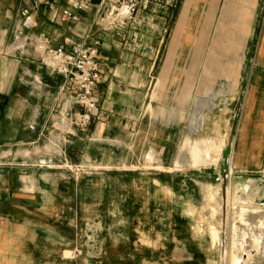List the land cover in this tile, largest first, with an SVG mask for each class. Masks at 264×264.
I'll return each mask as SVG.
<instances>
[{
    "label": "crops",
    "instance_id": "0c3cea01",
    "mask_svg": "<svg viewBox=\"0 0 264 264\" xmlns=\"http://www.w3.org/2000/svg\"><path fill=\"white\" fill-rule=\"evenodd\" d=\"M48 1L56 5V11L38 0H0V61L5 60L3 52L6 49L28 61L22 68L16 63L6 72L9 84L6 83L8 94L5 95L15 97V91L22 88L24 79L21 78L31 80L22 88L27 117L23 122L7 116L2 119L0 148L20 142L34 148L43 140L47 128L45 114L54 105L55 96L47 94L52 92L54 82L49 77L50 71L44 72L38 45L43 43L51 49L71 50L86 44L97 47L102 68L101 81L95 90L98 113L87 132L77 136L68 131L72 127L69 119L72 102L69 100L65 104L62 122L67 131L55 140L74 135L75 145H71L70 150L73 147L75 150L69 152L67 146L64 153L68 154L70 162L73 156H78L85 162L100 163L106 155L113 158L124 142L126 162L139 147L137 166L128 163L125 170L134 168V172L139 169L155 172L157 176L162 172L179 173L180 169L191 173L215 172L217 160L212 162L209 158L213 153L223 154L228 127L232 124L236 149L232 147L229 172L233 173V183L250 177L264 178V16L258 40L252 35L256 13L264 9V0H156L124 28L112 27L108 17L99 16L98 9L87 4L89 0ZM71 1L85 3L88 7L76 10ZM67 4L79 16L77 23L62 20L61 12L66 9L62 7ZM181 41L192 51L190 60H206L207 66L200 69L174 67L173 62L180 58ZM251 48L254 64L247 72L241 66ZM164 60L171 66L163 64L160 67ZM179 76L188 77L187 94L183 96L187 100L182 104L187 106L193 127L188 138L201 134L200 140H203L195 144L188 140L186 153L181 149L185 143L180 144L178 125L181 114ZM244 76L246 91L240 94ZM61 91L64 93V86ZM0 92L1 102L2 85ZM67 94L65 92L64 97ZM208 139H214L215 143ZM53 146L55 149V143L48 142L43 152L51 154ZM236 156L242 161L237 165ZM19 172L17 169L0 171V229L4 224L20 227L26 216L19 208L41 202V195H36L35 191L34 197H17L22 188H35L34 181ZM99 175L94 173L91 182H85V177L80 179L77 198L70 193L72 202L99 203V199H91L94 193L100 195ZM260 181L264 188V180ZM246 183V187L255 186L252 181ZM156 186L164 184L159 181ZM43 187L48 188L46 184ZM60 188L64 192L67 190L65 186ZM256 196L255 205H264V197Z\"/></svg>",
    "mask_w": 264,
    "mask_h": 264
},
{
    "label": "rangeland",
    "instance_id": "374dc122",
    "mask_svg": "<svg viewBox=\"0 0 264 264\" xmlns=\"http://www.w3.org/2000/svg\"><path fill=\"white\" fill-rule=\"evenodd\" d=\"M62 8H69V4ZM97 9L98 15L106 19L108 10L104 14L103 3ZM263 16L264 9L261 8L254 20L252 35L255 41L260 34ZM179 45L180 58L173 62L174 67L184 69L193 66L200 69L207 66L206 60L188 58L193 55L186 43L181 41ZM6 51L3 52L5 60L0 61V85L4 92L0 102V125L6 116L20 122L26 119L22 88L24 83H31L29 78H21L24 79L22 88L15 91V97L5 95L8 94L6 88L9 84L6 72L16 63L22 68L28 62L11 54L10 50ZM253 59L251 48L241 67L248 72L253 67ZM162 62L160 67L163 64L164 67L171 66L165 60ZM44 69V72L54 74L45 66ZM50 72L49 77L54 84L50 88L52 92L47 94L55 96V102L45 114L47 128L43 140L34 148L22 142L0 148V171L17 169L21 176H29L35 183L34 189L22 188L17 197L23 199L41 195L40 203L25 204V209L19 208L26 216L23 225L12 228L4 224L0 229V264H264V205H255V195L261 199L264 197V188L260 183V179L264 178L250 177L233 183V173L229 172L223 179L220 176L221 153H213L209 158L212 162L217 160L218 170L215 172L203 170V173H191L180 169L179 173L162 172L164 177H161L150 171L125 170L128 163L137 166L139 147L126 162L124 142L113 158L106 155L100 163L85 162L78 156H73L70 162L68 154H64L66 147L69 146V152H73L75 148L70 149L71 145H75L74 135L83 136L88 129L71 127L68 131L74 135L68 134L65 139L55 140L60 133L67 131L62 122L65 104L69 100L72 102L71 113H76L77 107L73 89H66L68 94L64 97L61 89L65 79ZM179 79L181 114L178 125L180 144L185 143L181 149L186 153L187 142L195 144L203 140H200L201 134L190 140L188 138L193 127L186 104L182 106L187 100L183 96L187 94L188 77L179 76ZM245 91L244 76L240 94ZM168 102H171L169 98ZM228 129L224 144L227 147L232 142L233 149H236L235 128L229 124ZM208 140L215 143L214 139ZM51 141L56 148L53 146L51 154H46L43 150ZM236 157L239 160L236 158L235 165L242 162L240 156ZM231 160L230 154L229 163ZM184 163H187V156ZM86 165L91 166L88 168ZM131 171L133 173L130 174ZM94 173L100 174V195L94 193L91 199H99L100 202H72L70 193L73 192L77 198L79 180L85 177V182H91ZM106 173H109L108 177L103 176ZM158 180L164 186H156ZM246 181H252L255 186L250 184L246 187ZM43 184L48 188H44ZM60 186L67 187L66 192L61 191ZM4 215L6 219L7 213Z\"/></svg>",
    "mask_w": 264,
    "mask_h": 264
},
{
    "label": "built area",
    "instance_id": "2783aa9c",
    "mask_svg": "<svg viewBox=\"0 0 264 264\" xmlns=\"http://www.w3.org/2000/svg\"><path fill=\"white\" fill-rule=\"evenodd\" d=\"M48 5L51 11H56V5L48 0H38ZM156 0H102L103 6L108 8L107 17L111 26L127 27L134 22L141 11L147 10ZM76 10H86L87 4L71 1ZM61 18L64 22L77 23L79 16L70 8L63 9ZM41 54L42 64L54 74L65 79L64 93L70 87L76 95V113L69 116L71 126L87 130L90 128L98 113V100L95 90L101 81L102 68L98 62V49L86 44L77 45L71 50L65 47L51 49L41 43L37 48ZM68 86V88H66ZM70 114V115H71Z\"/></svg>",
    "mask_w": 264,
    "mask_h": 264
},
{
    "label": "water",
    "instance_id": "95a60500",
    "mask_svg": "<svg viewBox=\"0 0 264 264\" xmlns=\"http://www.w3.org/2000/svg\"><path fill=\"white\" fill-rule=\"evenodd\" d=\"M88 5L99 8L102 5V0H89L87 2ZM108 10L107 7L104 9V13H106ZM232 150V142L229 143V145L226 147V149L223 152L222 157V165L220 170V176L225 179L226 175L229 173V160H230V154Z\"/></svg>",
    "mask_w": 264,
    "mask_h": 264
}]
</instances>
